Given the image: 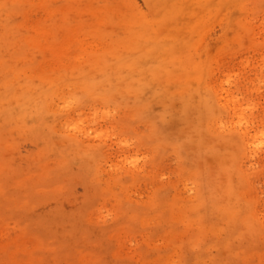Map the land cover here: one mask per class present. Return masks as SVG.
<instances>
[{
    "label": "rangeland",
    "instance_id": "rangeland-1",
    "mask_svg": "<svg viewBox=\"0 0 264 264\" xmlns=\"http://www.w3.org/2000/svg\"><path fill=\"white\" fill-rule=\"evenodd\" d=\"M0 264H264V0H0Z\"/></svg>",
    "mask_w": 264,
    "mask_h": 264
},
{
    "label": "bare ground",
    "instance_id": "bare-ground-1",
    "mask_svg": "<svg viewBox=\"0 0 264 264\" xmlns=\"http://www.w3.org/2000/svg\"><path fill=\"white\" fill-rule=\"evenodd\" d=\"M85 48H86V47H85L84 45H83V47L81 48V50H82V53H81V54H82L83 57H84V55H85V50H86ZM85 57H86V56H85ZM199 196H201V194H199ZM199 196H198V197H199Z\"/></svg>",
    "mask_w": 264,
    "mask_h": 264
}]
</instances>
